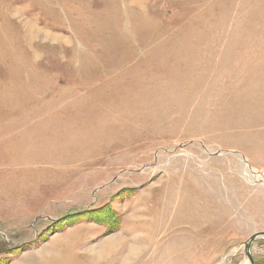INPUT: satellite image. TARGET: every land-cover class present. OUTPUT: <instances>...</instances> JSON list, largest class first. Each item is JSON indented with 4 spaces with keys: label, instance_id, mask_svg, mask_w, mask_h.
<instances>
[{
    "label": "rangeland",
    "instance_id": "obj_1",
    "mask_svg": "<svg viewBox=\"0 0 264 264\" xmlns=\"http://www.w3.org/2000/svg\"><path fill=\"white\" fill-rule=\"evenodd\" d=\"M255 232L264 0H0V264H251Z\"/></svg>",
    "mask_w": 264,
    "mask_h": 264
},
{
    "label": "water",
    "instance_id": "obj_2",
    "mask_svg": "<svg viewBox=\"0 0 264 264\" xmlns=\"http://www.w3.org/2000/svg\"><path fill=\"white\" fill-rule=\"evenodd\" d=\"M258 238H264V232H255L245 242L246 253H247V255H248L249 259H250L251 264H253V258H252L251 254H250V250L249 249H250V246H251L252 242L254 240L258 239Z\"/></svg>",
    "mask_w": 264,
    "mask_h": 264
},
{
    "label": "bare ground",
    "instance_id": "obj_3",
    "mask_svg": "<svg viewBox=\"0 0 264 264\" xmlns=\"http://www.w3.org/2000/svg\"><path fill=\"white\" fill-rule=\"evenodd\" d=\"M105 213V212H104ZM137 247H134L133 249H131V250H133L132 252H131V254L130 255H132V254H134V256H135V254H136V252H137ZM138 253V252H137ZM103 254V253H102ZM131 257V256H130ZM123 264H126V260L125 261H123Z\"/></svg>",
    "mask_w": 264,
    "mask_h": 264
},
{
    "label": "crops",
    "instance_id": "obj_4",
    "mask_svg": "<svg viewBox=\"0 0 264 264\" xmlns=\"http://www.w3.org/2000/svg\"><path fill=\"white\" fill-rule=\"evenodd\" d=\"M129 255H130V254H129ZM129 255H128V257L126 256V259H125V260H126V264H129V262H130L129 259H130L131 257H130ZM123 261H124V260H123ZM122 264H123V262H122Z\"/></svg>",
    "mask_w": 264,
    "mask_h": 264
},
{
    "label": "trees",
    "instance_id": "obj_5",
    "mask_svg": "<svg viewBox=\"0 0 264 264\" xmlns=\"http://www.w3.org/2000/svg\"><path fill=\"white\" fill-rule=\"evenodd\" d=\"M85 212V211H84Z\"/></svg>",
    "mask_w": 264,
    "mask_h": 264
}]
</instances>
